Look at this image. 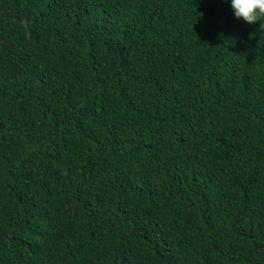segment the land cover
<instances>
[{
	"label": "trees",
	"instance_id": "1",
	"mask_svg": "<svg viewBox=\"0 0 264 264\" xmlns=\"http://www.w3.org/2000/svg\"><path fill=\"white\" fill-rule=\"evenodd\" d=\"M262 24L0 0V264H264Z\"/></svg>",
	"mask_w": 264,
	"mask_h": 264
},
{
	"label": "clouds",
	"instance_id": "2",
	"mask_svg": "<svg viewBox=\"0 0 264 264\" xmlns=\"http://www.w3.org/2000/svg\"><path fill=\"white\" fill-rule=\"evenodd\" d=\"M231 6L237 19L249 24L264 20V0H231Z\"/></svg>",
	"mask_w": 264,
	"mask_h": 264
}]
</instances>
